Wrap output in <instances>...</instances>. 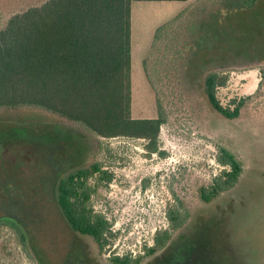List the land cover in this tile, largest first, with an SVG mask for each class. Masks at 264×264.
Instances as JSON below:
<instances>
[{
  "label": "rangeland",
  "instance_id": "rangeland-1",
  "mask_svg": "<svg viewBox=\"0 0 264 264\" xmlns=\"http://www.w3.org/2000/svg\"><path fill=\"white\" fill-rule=\"evenodd\" d=\"M195 5L193 0L131 4L133 118L156 117L155 96L143 69L155 30L180 13L187 23L207 7ZM206 11L201 12H211ZM215 16L219 46L200 53L189 73L195 80L204 68L232 67L216 96L223 107L243 98L246 103L236 120L218 115L212 122L216 130L203 138L162 125L161 154L148 155L144 140L97 141L95 157L112 175L109 184L97 175L88 182L91 188L97 185L92 210L110 224L103 259L142 255L157 233L170 229L167 213L186 210L192 218L176 243L178 250L194 243L189 264H264V0L250 9H227L220 2ZM0 135L5 136V143L0 141V218L13 217L22 229L0 225V264H34L35 258L62 264L73 234L54 199L52 170L86 166L95 158L93 150L81 137L71 136L60 119L35 109L0 111ZM221 149L240 163L241 175L232 188L213 192L205 203L199 189L216 178L222 182V172L229 171L218 161ZM205 225L213 241V262L199 248L208 238Z\"/></svg>",
  "mask_w": 264,
  "mask_h": 264
},
{
  "label": "trees",
  "instance_id": "trees-1",
  "mask_svg": "<svg viewBox=\"0 0 264 264\" xmlns=\"http://www.w3.org/2000/svg\"><path fill=\"white\" fill-rule=\"evenodd\" d=\"M186 1L0 0V111L35 109L60 119L68 125L71 136L81 137L84 146H90L91 157L99 152V139L144 140L148 155L161 154L158 137L164 124L190 134L197 132L203 138L216 130L212 122L218 115L236 120L247 98L223 107L216 96V90L226 84V71L232 67L204 68L195 80L189 71L200 53L219 46L215 15L220 2L227 9H250L260 0H193L196 9L207 6L201 11L211 12L200 11L187 23L180 13L159 26L152 51L143 62L155 96L156 117L131 116V4ZM4 137L0 135L1 144ZM218 161L229 171L222 172V182L216 178L210 186L199 189L200 200L205 203L213 192L232 188L241 173L240 163L225 149L220 150ZM52 173V192L66 223L105 246L110 224L92 210L91 195L97 185L91 188L88 182L97 175L98 180L109 184L112 175L103 170L97 156L86 166L67 171L54 168ZM180 212L167 213L170 229L157 233L138 259L116 256L111 261L181 263L185 246L178 250L177 244L173 248L169 245L173 234L182 231L192 216L186 210ZM13 228L19 230L17 225ZM208 231L207 226L208 238L200 239L204 242L199 248L205 260L213 262L215 251ZM20 236L23 240V234ZM193 246L190 252H196ZM168 250L157 263L156 255Z\"/></svg>",
  "mask_w": 264,
  "mask_h": 264
},
{
  "label": "flooded vegetation",
  "instance_id": "flooded-vegetation-1",
  "mask_svg": "<svg viewBox=\"0 0 264 264\" xmlns=\"http://www.w3.org/2000/svg\"><path fill=\"white\" fill-rule=\"evenodd\" d=\"M241 170H242V167H241ZM240 175L238 176V178L240 177ZM237 181H238V179H237ZM61 216H62V214H61ZM62 218H63L64 223L67 225V227H69L70 231L73 234V239H72L73 241H71L70 245L68 246L67 254H66L65 259L62 262V264H115L111 261V259L113 257H116V256H111L107 259L102 258L103 256L101 255V253L104 252L106 245L101 247L100 245H98L94 241V239L92 237H89L86 235H81L78 232L72 230L70 228V226L64 220L63 216H62ZM0 225L10 226L13 228V226L18 225V223L16 222L15 219H13V217L5 216L3 218H0ZM19 230H22L21 227H19ZM177 233H179V234L177 235ZM22 234L24 236L23 232H22ZM180 234L181 233L179 230L173 234V236L171 238L172 239V241H171L172 245L171 244L169 245L171 248H173V246L175 244H177L176 242H177L178 238L180 237ZM189 247L190 246L184 247L185 251H184V255H183V259H182L181 263H172V264H189L190 263L189 258L192 257ZM168 252H169V250L164 252V253L163 252L158 253L156 255V258H157L156 262L161 263V258L165 257L168 254ZM28 258H29V256H28ZM136 259H138V257L133 258V260H136ZM33 263L34 264H45L41 259H36V258L34 259ZM130 264H138V261L132 262Z\"/></svg>",
  "mask_w": 264,
  "mask_h": 264
},
{
  "label": "crops",
  "instance_id": "crops-1",
  "mask_svg": "<svg viewBox=\"0 0 264 264\" xmlns=\"http://www.w3.org/2000/svg\"><path fill=\"white\" fill-rule=\"evenodd\" d=\"M161 3V2H160ZM167 3H170V2H167Z\"/></svg>",
  "mask_w": 264,
  "mask_h": 264
}]
</instances>
